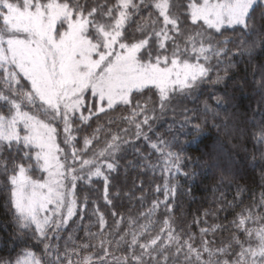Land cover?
<instances>
[{"label":"snow or ice","instance_id":"1","mask_svg":"<svg viewBox=\"0 0 264 264\" xmlns=\"http://www.w3.org/2000/svg\"><path fill=\"white\" fill-rule=\"evenodd\" d=\"M0 196V264H264V0H0Z\"/></svg>","mask_w":264,"mask_h":264},{"label":"trees","instance_id":"2","mask_svg":"<svg viewBox=\"0 0 264 264\" xmlns=\"http://www.w3.org/2000/svg\"><path fill=\"white\" fill-rule=\"evenodd\" d=\"M255 103V102H253ZM211 139L210 140H207L205 141L206 143H208L209 145L211 144V141L215 139L217 133L216 132H210L207 134ZM220 139L223 140L225 143H227L229 145V147L232 146V142L223 134L220 135ZM202 147V146H201ZM199 154V153H197ZM255 179H259L258 176L255 177ZM254 187V185H253ZM197 195V198H199L201 196V193L198 191L196 193ZM10 219V214H7L6 213V209L4 207V198L3 196H0V225H4L7 223V221Z\"/></svg>","mask_w":264,"mask_h":264}]
</instances>
